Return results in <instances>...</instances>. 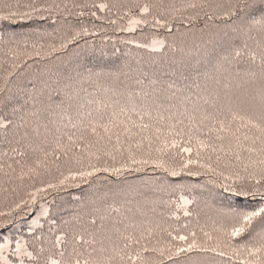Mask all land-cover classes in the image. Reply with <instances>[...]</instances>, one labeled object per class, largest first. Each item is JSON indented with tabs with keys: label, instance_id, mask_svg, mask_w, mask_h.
Instances as JSON below:
<instances>
[{
	"label": "snow or ice",
	"instance_id": "obj_1",
	"mask_svg": "<svg viewBox=\"0 0 264 264\" xmlns=\"http://www.w3.org/2000/svg\"><path fill=\"white\" fill-rule=\"evenodd\" d=\"M21 7L26 10L21 11ZM95 7L111 11L108 3H100ZM116 7L118 12L123 11V16L130 17L129 27L125 30L134 31L136 26L148 25L167 29L169 34L173 33L170 20L177 19L175 14L193 10L195 14L189 22L196 19L205 21L204 28L201 29V43L190 48L175 43L177 38L173 35L172 44H167L163 38H157L152 40L151 45H138L151 48L153 52L167 47L173 54L169 57L167 67L161 66L148 71L141 68L133 70L136 85H143L147 80L150 91L141 88L140 92L129 93L124 105L119 100L114 102L118 110L111 112L106 110L114 106L101 102L96 109L98 118L87 122L83 119L72 122L70 117L63 129L56 127L55 131L45 125V132L52 135L54 146L51 153L44 150V160H38V165L44 164L49 156L53 162L63 157H68L70 161L76 153L81 157L85 154L94 156L97 163L84 166L77 159L76 163L81 165L79 168H69L68 175L61 173L63 178L57 183H48L36 191L40 194L58 191L66 186V182L77 178L87 183L88 178L100 172L116 175L129 169L139 172L143 170L141 166L149 164L162 169L170 178H181L182 175L198 177L201 175L199 169H203L213 186L208 189L207 195L231 198L227 211L220 213L224 224L215 229L224 233L228 243L224 244L219 240L212 245L201 243L196 232H190L188 235L172 236L173 241L181 242L179 244L170 243L166 248H150L141 244L144 239L142 233L139 237L132 234L123 236L125 243L122 245L107 246L105 241L111 240V236L102 224L93 232L84 229L74 233L71 241L68 240L67 233H61L55 236L50 248H45L42 245L46 237L42 232L36 235L38 229L31 224L27 226L26 233L20 236L9 235V229L14 227V223L11 219L2 218L11 216L13 211L10 210L7 213L0 212V264H25V258H28L29 264H176L182 257L191 260L193 253H212L221 259H231L233 256L239 258L242 252L246 255L241 264H264V0H183L180 8L166 6L165 0H131L130 5L117 0ZM15 8L14 11L11 6L7 10L0 9V46L19 47L20 38L33 33H18L14 29L21 22L43 19L40 13L57 10L59 5L30 0L24 5L17 3ZM134 11L136 15H133ZM217 20L225 22L223 27L214 23ZM81 34L87 35L88 30L82 29L66 43H61L59 48L52 47V51L67 48ZM207 46H211L210 53L216 57V69L223 72L231 70L234 77L224 84L225 95L228 97L226 113L223 106L217 103L218 94L211 100L202 94L207 92V88L201 86L206 74L199 71L198 62H193V52L207 50ZM15 50L9 48V51ZM12 66L18 67L15 63ZM2 69L3 64L0 63V70ZM12 75V72H8L7 76L0 74V135L11 133L15 137L19 134L20 140L33 136L40 138L44 133L39 126L29 128V122L25 119L27 114L24 112L25 106L30 100L35 101L36 96H29L26 86L13 88L8 79ZM102 75L104 73L93 72L91 69L69 67L58 69L57 80ZM31 91H39L34 82ZM25 96L29 98L24 99ZM136 99L140 100L139 107L133 104L128 108L127 104ZM129 113H135L138 120H133ZM87 115L92 116V112ZM145 118L148 122H145ZM162 134L171 135L172 139L169 141L165 138L161 141L163 147L156 149V152L162 154L161 157L138 159V153L151 157L153 139L159 141ZM200 136L204 138L200 139ZM193 140L196 142L195 158L184 155L194 152L191 146ZM19 142L18 140L17 143ZM145 142L148 147L146 152ZM182 143L188 146L182 147ZM177 148L179 151L172 153L171 158L179 157V162L177 166H172L162 156L169 149ZM202 150H206L204 155ZM17 154L23 155L19 152ZM117 156L120 157L119 161ZM116 163H120V167H115ZM193 167L197 170L193 171ZM168 187L187 186L170 184ZM109 197L112 203L107 208L93 209L89 224L95 226L97 219L103 221L104 215L101 213L119 211L114 206L118 193L105 192L99 194L98 198L103 204ZM180 199L184 204L192 203L187 197L181 196ZM35 204L36 194H32L28 200L15 204V209H22L30 216L32 224H39L35 218L37 208L30 207ZM38 214L47 216L49 210L41 209ZM42 228L40 225V229ZM201 231L208 241H213L210 233L203 229ZM25 236L31 239H25ZM236 237H248L250 242L232 245L231 240ZM224 248H230L231 251H225Z\"/></svg>",
	"mask_w": 264,
	"mask_h": 264
},
{
	"label": "trees",
	"instance_id": "obj_2",
	"mask_svg": "<svg viewBox=\"0 0 264 264\" xmlns=\"http://www.w3.org/2000/svg\"><path fill=\"white\" fill-rule=\"evenodd\" d=\"M29 2L30 0H0V9L7 10L8 6H11V10L14 11L17 3L24 5ZM120 2L131 4V0H120ZM182 2L183 0H165V5L180 8ZM40 3L59 5V9L40 13L43 19L21 22L14 30L18 33L33 34L21 37L19 47L0 46V63L3 64L0 74L7 76L8 72H12L13 75L8 79L13 88L26 86L29 89V96H36L35 101L30 100L24 108L27 114L25 119L29 122L30 129L39 126L44 133L40 138L33 136L23 140H20L19 134L15 137L11 133L0 135V168H2L0 212L13 211L11 216L2 218L11 219L14 223V227L9 229V235L20 236L26 233L27 226L31 224L38 229L36 235L42 232L46 237L42 246L50 248L55 236L61 233H67V238L71 241L74 233L84 229L93 232L103 224L107 234L111 236V240L105 241L107 246L122 245L125 243L123 236L132 234L139 237L143 233L142 245L150 248H166L170 243H181L173 241L172 236L188 235L190 232H196L197 239L201 243L212 245L219 240L227 244L224 233L215 229L221 228L224 224L220 213L227 211L231 198H215L207 195L208 189L213 186L203 169H199L201 175L198 177L182 175L181 178H170L162 169L149 164L141 166L143 170L139 172L130 169L124 170L120 175L100 172L88 178L87 183L77 178L75 181L66 182V186L58 191H49L46 194L36 191L38 188H44L48 183H57L63 178L61 173L64 176L68 175L69 168H79L81 165L76 163L77 159H80L84 166L97 163L94 156L89 157L85 154L81 157L76 153L70 161L68 157H63L53 162L49 156L44 164L38 165V160H44V150L47 149L51 153L54 146L53 137L45 132L44 126L47 125L53 131L56 127L63 129V125L68 123L70 117L72 122L81 119L87 122L98 118L99 113L96 109L101 102L112 104L114 107L106 110L111 112L114 109L118 110L114 102L119 100L120 104L124 105L129 93L140 92L141 88L150 91L147 80L143 85H136L133 70L141 68L148 71L161 66L167 67L169 57L173 54L167 47L153 52L151 48H142L138 45H151L152 40L157 38H163L167 44H172L174 43L172 37L175 35L177 38L175 43L191 48L201 43V29L204 28L205 21L196 19L189 22L195 13L193 10H186L176 13V20H170L173 25L172 34H169L167 29L152 28L148 25L136 26L134 31H127L125 29L129 27L130 17L123 16V11H117V0H40ZM100 3H108L111 11L95 7ZM20 10L26 9L21 7ZM81 12L84 15H79ZM133 15H136L135 11ZM214 23L223 27L225 22L217 20ZM84 28L88 30L87 35L81 34L65 49L52 51V47L59 48L61 43H66L72 35L81 32ZM185 33L186 36L181 35ZM9 48L16 50L9 51ZM210 48L211 46H207V50L193 52V62H198L199 71L206 74L201 86L207 88V92L202 94L210 100L218 94L217 103L223 106V111L226 113L228 97L225 95L224 84L234 77L231 75V70L223 72L216 69V57L210 53ZM36 52H39V55H36ZM13 63L18 67L13 68ZM69 67L80 70L91 69L104 75L76 76L72 80L58 81V69ZM109 73L115 75H108ZM32 82L37 85L38 92L31 91ZM29 96H25L24 99H28ZM133 104L139 107L140 100L129 102L127 107L131 108ZM89 112H92V116L87 115ZM129 115L133 120H138L135 113ZM145 122H148L147 118ZM22 132L23 129L21 134ZM165 134L161 135L159 141L153 139L151 157L138 153L137 158L161 157L162 154L156 152V149L163 147L161 141L165 138L169 141L172 139L171 135L165 136ZM181 146L188 145L182 143ZM191 146L194 152L184 155L195 158V140ZM13 149L16 151L14 152ZM147 150V142H145L144 151ZM178 151V148L169 149L162 158L170 165L177 166L179 157L172 159L171 156ZM18 152L23 155H18ZM205 152L206 150H202V155ZM117 160H120L119 156ZM214 160L215 156H213ZM108 162L112 163L110 159ZM114 166L120 167V163ZM196 170L193 167V171ZM170 184H183L187 187H168ZM105 192L119 194L114 205L119 211L101 213L104 215V220L97 219L96 225L93 226L89 224L93 209L107 208V205L112 203L109 197L101 204L98 197ZM32 194H36V204L30 207L37 208L35 218L39 224H32L29 215H26L22 209H15V204L28 200ZM181 196L187 197L192 203L184 204L180 199ZM41 209H48L49 215L39 216L38 212ZM185 213L189 214L185 215ZM40 225L43 226L42 229ZM201 229L210 233L213 241H208ZM148 232H151L150 236ZM169 233L172 235L170 236ZM25 239L30 240L31 237L25 236ZM249 242L248 237H236L231 240L232 245ZM224 250L231 251L230 248ZM245 255L246 253L242 252L239 258L233 256L231 259L227 257L221 259L212 253H193L191 260L182 257L176 264H241ZM25 264H29L28 258H25Z\"/></svg>",
	"mask_w": 264,
	"mask_h": 264
}]
</instances>
